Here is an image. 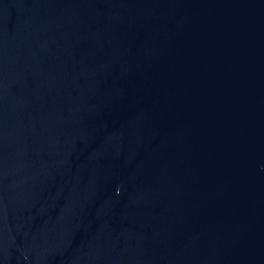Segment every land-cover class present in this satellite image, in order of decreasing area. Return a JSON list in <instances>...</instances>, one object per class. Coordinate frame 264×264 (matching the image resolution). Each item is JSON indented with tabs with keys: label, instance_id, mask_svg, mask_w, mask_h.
I'll list each match as a JSON object with an SVG mask.
<instances>
[{
	"label": "water",
	"instance_id": "obj_1",
	"mask_svg": "<svg viewBox=\"0 0 264 264\" xmlns=\"http://www.w3.org/2000/svg\"><path fill=\"white\" fill-rule=\"evenodd\" d=\"M0 264H264V0H0Z\"/></svg>",
	"mask_w": 264,
	"mask_h": 264
}]
</instances>
